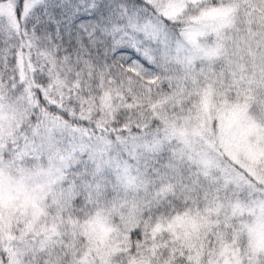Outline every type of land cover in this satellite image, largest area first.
<instances>
[{"label":"snow or ice","instance_id":"obj_1","mask_svg":"<svg viewBox=\"0 0 264 264\" xmlns=\"http://www.w3.org/2000/svg\"><path fill=\"white\" fill-rule=\"evenodd\" d=\"M0 264H264V0H0Z\"/></svg>","mask_w":264,"mask_h":264}]
</instances>
